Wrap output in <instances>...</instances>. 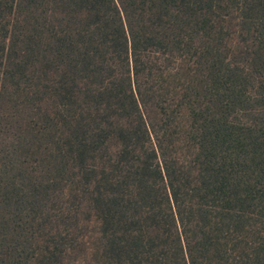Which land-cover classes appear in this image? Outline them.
Here are the masks:
<instances>
[{"label":"trees","instance_id":"1","mask_svg":"<svg viewBox=\"0 0 264 264\" xmlns=\"http://www.w3.org/2000/svg\"><path fill=\"white\" fill-rule=\"evenodd\" d=\"M0 264H264V0H0Z\"/></svg>","mask_w":264,"mask_h":264}]
</instances>
